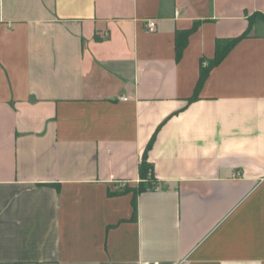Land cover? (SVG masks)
Masks as SVG:
<instances>
[{"label":"crops","instance_id":"0c3cea01","mask_svg":"<svg viewBox=\"0 0 264 264\" xmlns=\"http://www.w3.org/2000/svg\"><path fill=\"white\" fill-rule=\"evenodd\" d=\"M147 263L264 264V0H0V264Z\"/></svg>","mask_w":264,"mask_h":264},{"label":"trees","instance_id":"16d2710c","mask_svg":"<svg viewBox=\"0 0 264 264\" xmlns=\"http://www.w3.org/2000/svg\"><path fill=\"white\" fill-rule=\"evenodd\" d=\"M191 32L192 31L182 32L181 34L177 36L176 50H177L178 59H180L182 56V52L186 47L187 40ZM249 33H250V29L247 30L240 37L230 40L228 42H225V43H222L220 41L217 42L215 58L213 60H210L209 62H206L205 60L202 61L201 78H200L198 88L202 87L204 81L209 76L210 71L223 61V59L230 53V51L238 44L240 40L248 37ZM153 142H154V139L149 143L147 150H149L153 146ZM140 172H141V179L143 180L141 185L136 189H127L129 191H133L135 194L146 191L148 188L147 184L151 183L152 180L154 179L152 166L149 164L148 159H147V153H145ZM134 208H135V213H136L135 203H134Z\"/></svg>","mask_w":264,"mask_h":264},{"label":"built area","instance_id":"2783aa9c","mask_svg":"<svg viewBox=\"0 0 264 264\" xmlns=\"http://www.w3.org/2000/svg\"><path fill=\"white\" fill-rule=\"evenodd\" d=\"M178 15V13H177ZM145 27L148 32H155L157 30V22L154 19H149L145 21ZM122 101H127V98L123 97L121 98ZM148 264V263H147Z\"/></svg>","mask_w":264,"mask_h":264}]
</instances>
